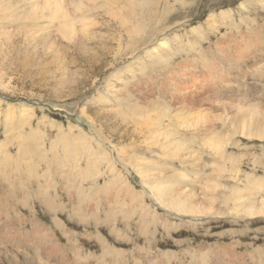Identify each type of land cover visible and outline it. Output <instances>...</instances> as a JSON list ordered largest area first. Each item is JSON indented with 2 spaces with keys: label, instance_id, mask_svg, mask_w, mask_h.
Wrapping results in <instances>:
<instances>
[{
  "label": "rangeland",
  "instance_id": "rangeland-1",
  "mask_svg": "<svg viewBox=\"0 0 264 264\" xmlns=\"http://www.w3.org/2000/svg\"><path fill=\"white\" fill-rule=\"evenodd\" d=\"M55 2L0 0V264H264V0Z\"/></svg>",
  "mask_w": 264,
  "mask_h": 264
},
{
  "label": "bare ground",
  "instance_id": "bare-ground-1",
  "mask_svg": "<svg viewBox=\"0 0 264 264\" xmlns=\"http://www.w3.org/2000/svg\"><path fill=\"white\" fill-rule=\"evenodd\" d=\"M18 1H19V2H20V1H23V3H24L27 7L29 6V8H31V13H32V11H33V14H30V15H32V16L34 15V16H35V15L37 14V13H36V10L38 9V5H39L38 2H39V0H18ZM41 1H44L43 3H45V6H44V4L42 3V4H43V7H40V5H39V7L41 8V9H40V10H41V14L43 13V11H42L43 8H45V11H46V9H49V8L51 7V5L53 6L52 8H53V9H56V10H57V9L60 10V8H61V7H60V8L58 7V5H57V3L55 2V0H41ZM57 2L62 3L63 0H57ZM64 2H66V0H64ZM64 2H63V3H64ZM63 3H62V4H63ZM14 4H15V3H14ZM62 4H61V5H62ZM64 4H65V3H64ZM59 5H60V4H59ZM65 5H66V4H65ZM262 6H263V5H261V7H262ZM81 8H82V7H81ZM32 9H33V10H32ZM53 9H52V10H53ZM50 10H51V9H50ZM52 10H51V11H52ZM37 11H39V10H37ZM45 11H44V12H45ZM48 11H49V10H48ZM62 11H63V9H62ZM46 12H47V11H46ZM68 12H69V11H68ZM68 12L64 11V14H63V16H62V17L65 19L64 22H63L64 24L62 23V24L60 25L59 30H60V32H62L61 28L64 27V30L68 31L67 33L64 32V33H65L64 36H66V34H68L67 36L72 37L73 35H75V34H74V27H72V24H73V20H74V19H73V18H71V19L69 18L68 14H67ZM39 13H40V12H39ZM54 13H55V12H54ZM46 15H47V13H46ZM34 16H33L32 18H30L31 21H32V25H30V28H29V29H27V28L25 27L27 24L24 25V22H23V25H24L25 29H24V27H22V25H21L22 28L18 25V26L20 27V29L18 28V29H17L18 31L16 30V33H22V31H23V33H22L23 36L25 37V39H28V38L30 37V29H33V30H42V29H46V28H47V29H48V28H53V25H52L53 23H51V21H53L54 19L57 18V17L55 18V16H60V15H59V13L56 11L55 14H53V15L51 14L50 17L48 16V18H49L50 20L48 21V19H47L46 21H48L49 24L51 23V25L48 26V24H47V25H46L47 27L45 26V28H43L44 26L42 27V26H40V25L38 24V18H36L37 16L34 18ZM39 16H40V15H39ZM16 17H17V16H16ZM20 17H21V16H20ZM43 17H46L44 13H43V15H42V18H43ZM65 17H66V18H65ZM5 18H6V17H5ZM21 18H22V17H21ZM21 18H19V19H21ZM58 18H59V17H58ZM58 18H57V20H58ZM1 19H2V18H1ZM13 19H14V18H13ZM23 19H24V18H23ZM59 19H60V18H59ZM5 20H6V19H5ZM16 20H17V19H15V22H16ZM10 21H11V20H10ZM10 21H9V22H10ZM20 21H21V20H20ZM23 21H24V20H23ZM58 21H59V20H58ZM7 22H8V21H7ZM11 22L13 23V21H11ZM55 22H56V21H55ZM55 22H54V23H55ZM61 22H62V21H61ZM0 23H1V25H3L2 22H0ZM46 23H47V22H46ZM10 24H11V23H10ZM18 24H19V23H18ZM56 24H57V23H56ZM1 27H2V26H0V28H1ZM8 27H9V26H8ZM15 27H16V26H15ZM40 27H41L42 29H41ZM4 29H5V28H4ZM4 29H3V30H4ZM48 30H49V29H48ZM10 32H11V30H10ZM51 32H52V29H51ZM0 33H1V32H0ZM58 33H59V32H58ZM62 33H63V32H62ZM5 35H7V33H6ZM50 36H51V35H50ZM73 37H74V36H73ZM1 38H2V37H1ZM10 42H11V41H10ZM29 43H31V42H29ZM12 44H13V43H12ZM28 45H29V44H28ZM11 46H12V45H11ZM35 46H36V45H35ZM1 47H2V46H1ZM48 49H50V48H48ZM34 50H35V49H34ZM53 50H54V49H53ZM22 51H23V50H22ZM41 51H42V50H41ZM51 52H53V51H51ZM51 52H50V53H51ZM23 55H24V54H23ZM35 57H36V56H35ZM24 58H25V57H24ZM33 58H34V57H33ZM26 64H27V63H26ZM22 70H23V69H22ZM229 89H230V88H229ZM0 104H1V102H0ZM7 106H8V105H7ZM21 107H22V106H21ZM21 107H20V108H21ZM22 108H23V107H22ZM24 109H25V110H28V109H26V107H25ZM24 109H22V110H23V111H22L23 113H24ZM238 109H239V107H238ZM241 109H244V108H241ZM11 110H12V108H11ZM20 110H21V109H20ZM244 110H245V109H244ZM242 112L244 113V112H246V111H242ZM248 112H249V110H248ZM251 112H252V111H251ZM198 113H199V112H198ZM204 114L206 115L205 112H204ZM241 114H242V113H241ZM247 114H248V113H247ZM192 115H193V114H192ZM205 115H201V114L198 115V114H197V117H196V118H200V117H203V116H205ZM220 116H221V115H220ZM11 117H12V116H11ZM258 117H259V116H258ZM188 118H189V117H188ZM237 118H238V117H237ZM262 118H263V117H262ZM248 119H250V117H249ZM186 120H187V119H186ZM227 120H228V118H227ZM2 121H3V120H2ZM145 123H146V122H145ZM251 123H252V122H251ZM242 125H243V123H242ZM246 125H247V124H246ZM248 125H249V124H248ZM18 126H19V125H18ZM243 127H244V125H243ZM233 128H234V127H233ZM245 128H246V127H245ZM234 130H235V128H234ZM243 130H244V129H243ZM243 130H242V131H243ZM255 130H256V129H255ZM244 131H245V130H244ZM248 131H249V130H248ZM250 132H251V131H250ZM216 133L218 134V132H216ZM243 133H244V132H243ZM243 133H242V134H243ZM256 133H257V132H256ZM233 134H234V132H233ZM257 134H258V133H257ZM226 135H227V134H226ZM212 136H213V135H212ZM214 136H215V134H214ZM218 136H219V135H218ZM28 137H29V136H28ZM215 137H216V136H215ZM223 137H225V136H223ZM212 138H213V137H212ZM219 138H220V137H219ZM208 139H210V137H208ZM225 139H226V138H225ZM216 141H218V140H216ZM219 141H220V140H219ZM213 142H214V141H213ZM216 143H217V142H216ZM207 144H208V143H207ZM221 144H223V143H221ZM210 145H211V144H210ZM210 145H209V146H210ZM212 145L214 146L215 144H212ZM219 145H220V144H219ZM50 148H52V147L50 146ZM208 148H209V147H208ZM212 148H213V147H212ZM212 148H209V149H212ZM214 148L217 149V146H214ZM214 148H213V149H214ZM175 149H176V148H175ZM215 149H214V151H215ZM177 150H178V149H177ZM216 151H217V150H216ZM222 152H223V151H222ZM199 168H200V166H199ZM142 169H143V168H142ZM144 171L146 172V170H144ZM142 174H143V173H142ZM146 174H147V172H146ZM178 176H179V175H178ZM152 179H154V178H152ZM149 180H150V179H149ZM144 181H146V180L144 179ZM142 182H143V181H142ZM152 182H153V181H152ZM148 183L150 184V182H148ZM146 184H147V183H146ZM144 185H145V184H144ZM150 185H151V184H150ZM150 185H146V186H148V188H150V187H149ZM38 186H39V185H38ZM155 186H156V185H155ZM153 189H154V187H153ZM149 190H150V189H149ZM155 190H156V193H157V192H158V191H157V188H156ZM160 190H163V189L161 188ZM174 191H175V190H174ZM150 192H151V191H150ZM162 192H164V190H163ZM240 192H241V191H240ZM154 193H155V192H154ZM159 195H160V192H159ZM161 195H163V194L161 193ZM161 195H160L159 197H161ZM246 195H248V194H246ZM159 197L157 196V198H159ZM162 197H164V196H162ZM155 198H156V197H155ZM238 198H239V197H238ZM244 198H245V197H244ZM244 198H243V199H244ZM255 198H256V196H255ZM163 199H164V198H163ZM173 199H175V201H176V202H175L176 205L178 204V205L181 206V207H183V206L185 205V204H182L184 201H183V202H180V201L178 202V201L176 200L177 198H173ZM241 199H242V197H241ZM160 200H161V199H160ZM188 200H189V199H188ZM235 200L237 201V199H235ZM246 200H247V198H246ZM188 202H189V201H188ZM191 202H192V201H191ZM249 202H250V201H249ZM163 203H164V200H163ZM184 203H185V202H184ZM193 203H194V202H193ZM263 203H264V202H260V205H263ZM168 204H169V203H168ZM181 204H182V205H181ZM251 204H252V203H251ZM174 205H175V204H174ZM186 205H187V204H186ZM186 205H185V206H186ZM202 208H203V207H202ZM182 210H183V209H182ZM252 213H253V212H251V214H252ZM201 214H202V213H201ZM202 215H203V214H202ZM53 223H54V222H53Z\"/></svg>",
  "mask_w": 264,
  "mask_h": 264
}]
</instances>
